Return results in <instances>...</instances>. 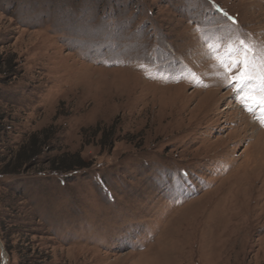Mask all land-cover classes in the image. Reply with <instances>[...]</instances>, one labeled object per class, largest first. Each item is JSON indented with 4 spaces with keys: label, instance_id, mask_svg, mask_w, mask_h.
<instances>
[{
    "label": "rangeland",
    "instance_id": "obj_1",
    "mask_svg": "<svg viewBox=\"0 0 264 264\" xmlns=\"http://www.w3.org/2000/svg\"><path fill=\"white\" fill-rule=\"evenodd\" d=\"M236 34L264 0H0V158L47 142L0 174V264H264V126L202 39Z\"/></svg>",
    "mask_w": 264,
    "mask_h": 264
},
{
    "label": "snow or ice",
    "instance_id": "obj_2",
    "mask_svg": "<svg viewBox=\"0 0 264 264\" xmlns=\"http://www.w3.org/2000/svg\"><path fill=\"white\" fill-rule=\"evenodd\" d=\"M232 19V18H229ZM232 23L236 21L232 19ZM203 42L216 61L217 74L236 101L264 126V45L236 34V39Z\"/></svg>",
    "mask_w": 264,
    "mask_h": 264
},
{
    "label": "trees",
    "instance_id": "obj_3",
    "mask_svg": "<svg viewBox=\"0 0 264 264\" xmlns=\"http://www.w3.org/2000/svg\"><path fill=\"white\" fill-rule=\"evenodd\" d=\"M12 65L5 71H12ZM1 70V69H0ZM1 73V72H0ZM8 74V73H6ZM10 114L5 112L0 105V142L7 136V129L9 127ZM38 134L33 135L30 141L22 143L19 150L13 152L10 157L0 158V174L2 176H18L24 172L25 169H31L40 163L41 156L46 148L47 142L41 140ZM72 159L63 160L62 162L72 163L71 167L84 168L82 157L78 154L68 155ZM55 163V162H54ZM72 169V168H71Z\"/></svg>",
    "mask_w": 264,
    "mask_h": 264
},
{
    "label": "water",
    "instance_id": "obj_4",
    "mask_svg": "<svg viewBox=\"0 0 264 264\" xmlns=\"http://www.w3.org/2000/svg\"><path fill=\"white\" fill-rule=\"evenodd\" d=\"M0 248L2 250L3 255H5V249H4V246H3V244L1 242H0Z\"/></svg>",
    "mask_w": 264,
    "mask_h": 264
}]
</instances>
